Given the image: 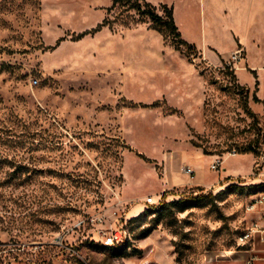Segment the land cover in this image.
I'll return each mask as SVG.
<instances>
[{"label":"rangeland","instance_id":"obj_1","mask_svg":"<svg viewBox=\"0 0 264 264\" xmlns=\"http://www.w3.org/2000/svg\"><path fill=\"white\" fill-rule=\"evenodd\" d=\"M263 233L264 0H0V264H226Z\"/></svg>","mask_w":264,"mask_h":264},{"label":"trees","instance_id":"obj_2","mask_svg":"<svg viewBox=\"0 0 264 264\" xmlns=\"http://www.w3.org/2000/svg\"><path fill=\"white\" fill-rule=\"evenodd\" d=\"M125 0H114V6H117L118 4H120L121 2H123ZM128 1V0H126ZM149 6V5H147ZM132 9L137 10L142 16H147L151 19L152 23L159 29H163L168 31V33L173 37L174 40H176L175 44L178 47L179 45H183L185 44V42L181 39V34L178 31L177 26L174 23V19H173V14H172V10L168 7H164V14L165 17L161 16L160 14L156 13L153 9H150L148 11H142V8L140 6V4L134 5L132 6ZM85 34L81 35V37H83ZM192 48V46H191ZM252 153L254 152V149L252 148H247V150L245 151V153ZM188 204H186V202L184 201H178V202H172L168 205V207H166V210H171V209H178L179 212H184L188 209ZM160 210H164L160 209ZM164 210V211H166ZM159 211V209H158Z\"/></svg>","mask_w":264,"mask_h":264},{"label":"built area","instance_id":"obj_3","mask_svg":"<svg viewBox=\"0 0 264 264\" xmlns=\"http://www.w3.org/2000/svg\"><path fill=\"white\" fill-rule=\"evenodd\" d=\"M242 50H237L233 53L232 57H231V61L228 62V66H231L232 64L236 67L238 65V62H242ZM233 155H236L235 153ZM222 165H223V161L221 159H216L212 164H211V169L214 170V171H220V169L222 168ZM183 173L185 175H187L189 178L193 179L195 178L196 176V171L194 168H191V167H185L183 168ZM147 203L148 204H153L154 203V200L153 198H149L147 200ZM254 232V231H253ZM252 232V233H253ZM250 235L252 234H249L247 236L244 237V239L242 240H245V239H248L250 237ZM127 239V236L126 234H124V232L122 231H115L113 233H111L109 236H107L104 240H103V244L105 247H112V246H115V245H119L121 243H124L125 240ZM253 261L250 260L249 264Z\"/></svg>","mask_w":264,"mask_h":264},{"label":"crops","instance_id":"obj_4","mask_svg":"<svg viewBox=\"0 0 264 264\" xmlns=\"http://www.w3.org/2000/svg\"><path fill=\"white\" fill-rule=\"evenodd\" d=\"M236 68L239 69L238 65L236 66ZM183 181H185V180L184 179H173L171 181L168 180V184L170 186H174V185H177ZM198 183H201V182L198 181ZM204 184H205V182H204ZM259 234H257L256 236H254L255 234L253 235L254 238H253V241L251 244V248L248 249V251H240L237 253V255L235 254L236 253L235 251L228 252L226 254L227 257H232L234 255H236V256H234L230 260H227L228 262L226 264H249L250 260H252V259H253V261L250 264H257V261L264 259V257H260V255H262V254L264 256V247L263 246L260 247V245L264 244V233L261 235H259Z\"/></svg>","mask_w":264,"mask_h":264},{"label":"bare ground","instance_id":"obj_5","mask_svg":"<svg viewBox=\"0 0 264 264\" xmlns=\"http://www.w3.org/2000/svg\"><path fill=\"white\" fill-rule=\"evenodd\" d=\"M233 156H236V155H233Z\"/></svg>","mask_w":264,"mask_h":264}]
</instances>
